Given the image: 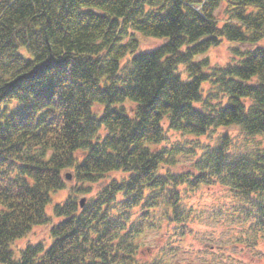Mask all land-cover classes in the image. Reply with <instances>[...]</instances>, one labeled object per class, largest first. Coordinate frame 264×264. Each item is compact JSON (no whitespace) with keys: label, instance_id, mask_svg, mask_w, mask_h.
I'll return each mask as SVG.
<instances>
[{"label":"trees","instance_id":"16d2710c","mask_svg":"<svg viewBox=\"0 0 264 264\" xmlns=\"http://www.w3.org/2000/svg\"><path fill=\"white\" fill-rule=\"evenodd\" d=\"M225 40H264V0H0V264H170L173 244L141 263L139 236L156 209L186 234L203 184L264 241V141L212 135L264 139V48L197 59ZM37 226L50 240L18 246Z\"/></svg>","mask_w":264,"mask_h":264},{"label":"rangeland","instance_id":"374dc122","mask_svg":"<svg viewBox=\"0 0 264 264\" xmlns=\"http://www.w3.org/2000/svg\"><path fill=\"white\" fill-rule=\"evenodd\" d=\"M218 15L220 17L224 15V6L219 8ZM139 38L142 50H151L163 43L160 38L143 35H139ZM257 46L264 48V40L257 44H240L225 40L220 46L209 50L197 59L208 58L211 65H225L234 58L238 59L233 52L234 48L245 51ZM222 131L229 132L234 146L240 148L247 144L253 145L257 141H264L259 136L244 135L237 126L221 128L220 131L217 129L212 135L216 137ZM202 137L203 141L209 140L206 136ZM173 140L188 142L187 146H194L195 142H199L196 136H181L178 133H174ZM196 158V156H180L178 171L190 169ZM73 184L72 178L69 187ZM68 193L69 188L58 192L54 196V202L64 200ZM82 198L86 200L88 196L80 194L79 200ZM184 203L193 211L194 217L188 223L193 230L192 233L180 235L177 227L173 225L167 227L164 221L161 222L159 229L147 230L140 240L138 260L141 263L149 262L173 244L176 246V253L168 257L170 264H264V241L254 236L251 219L244 221L241 207L238 206L236 196L229 186L219 183L203 184L197 191L187 192ZM51 208L52 206L49 207V212ZM47 231V226H37L31 235L17 244L24 247L27 243L46 240L49 235Z\"/></svg>","mask_w":264,"mask_h":264}]
</instances>
